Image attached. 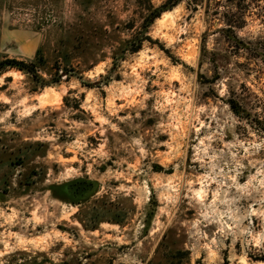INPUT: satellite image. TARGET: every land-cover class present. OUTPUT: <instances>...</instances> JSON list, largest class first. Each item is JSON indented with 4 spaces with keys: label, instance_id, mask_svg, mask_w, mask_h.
<instances>
[{
    "label": "rangeland",
    "instance_id": "374dc122",
    "mask_svg": "<svg viewBox=\"0 0 264 264\" xmlns=\"http://www.w3.org/2000/svg\"><path fill=\"white\" fill-rule=\"evenodd\" d=\"M0 51V264H264V0H0Z\"/></svg>",
    "mask_w": 264,
    "mask_h": 264
},
{
    "label": "trees",
    "instance_id": "16d2710c",
    "mask_svg": "<svg viewBox=\"0 0 264 264\" xmlns=\"http://www.w3.org/2000/svg\"><path fill=\"white\" fill-rule=\"evenodd\" d=\"M176 1L174 3H165V5H162L161 7H158L155 9V13L152 16V20H155L157 17H159L161 15V13L165 10H168L170 8H172L173 6H175ZM151 20V22H152ZM32 65V66H31ZM28 64L25 63L24 61H19L16 59H10L7 58L5 55H3V53L0 51V75L5 72L7 69L10 68H17L19 70H23L26 72H33L35 73V69H34V65L33 64ZM229 106L231 107V109L233 110L234 113H236L237 115L242 114V109L240 104L235 101V100H230L229 101Z\"/></svg>",
    "mask_w": 264,
    "mask_h": 264
},
{
    "label": "flooded vegetation",
    "instance_id": "af4514ba",
    "mask_svg": "<svg viewBox=\"0 0 264 264\" xmlns=\"http://www.w3.org/2000/svg\"><path fill=\"white\" fill-rule=\"evenodd\" d=\"M67 188H69V187H67ZM81 191H86V190H84V189H82V190H80V189H76V193L75 194H77L78 196H74L73 194H70V195H72V197L71 196H69V195H67V197L68 198H71V202L72 203H76V201L78 200V198H81V197H83V195H82V192ZM65 193V192H64ZM83 193H86V192H83ZM66 197V198H67ZM80 200V199H79Z\"/></svg>",
    "mask_w": 264,
    "mask_h": 264
},
{
    "label": "crops",
    "instance_id": "0c3cea01",
    "mask_svg": "<svg viewBox=\"0 0 264 264\" xmlns=\"http://www.w3.org/2000/svg\"><path fill=\"white\" fill-rule=\"evenodd\" d=\"M1 39H2V37H1Z\"/></svg>",
    "mask_w": 264,
    "mask_h": 264
}]
</instances>
